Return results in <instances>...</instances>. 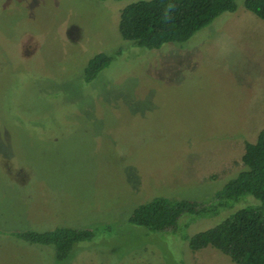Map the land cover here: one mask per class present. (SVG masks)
Listing matches in <instances>:
<instances>
[{
  "label": "rangeland",
  "instance_id": "obj_1",
  "mask_svg": "<svg viewBox=\"0 0 264 264\" xmlns=\"http://www.w3.org/2000/svg\"><path fill=\"white\" fill-rule=\"evenodd\" d=\"M133 0H0V264H236L187 239L259 202L245 194L173 228L132 224L155 197L209 203L264 126V20L222 12L182 42L117 30ZM110 62L91 80L94 53ZM89 229L56 260L14 232Z\"/></svg>",
  "mask_w": 264,
  "mask_h": 264
},
{
  "label": "trees",
  "instance_id": "obj_2",
  "mask_svg": "<svg viewBox=\"0 0 264 264\" xmlns=\"http://www.w3.org/2000/svg\"><path fill=\"white\" fill-rule=\"evenodd\" d=\"M243 6L264 20V0H243ZM235 8L233 0H133L120 9L117 30L134 45L154 49L163 43L188 39L218 14ZM110 60L107 53H94L83 68L84 80H91ZM240 160L244 168L214 192L211 202L155 197L135 206L128 221L160 231L173 228L181 213L213 215L248 194L259 203L238 208L218 224L191 235L187 245L192 250L210 245L236 264H264V126L254 142L244 141ZM14 234L30 243L52 245L55 259L62 260L75 242L91 238L92 231L56 227Z\"/></svg>",
  "mask_w": 264,
  "mask_h": 264
}]
</instances>
